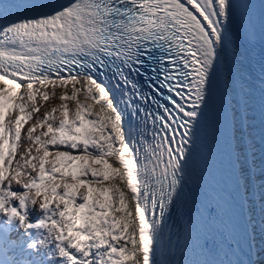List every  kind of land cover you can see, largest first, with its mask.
Here are the masks:
<instances>
[{
	"label": "snow or ice",
	"instance_id": "1",
	"mask_svg": "<svg viewBox=\"0 0 264 264\" xmlns=\"http://www.w3.org/2000/svg\"><path fill=\"white\" fill-rule=\"evenodd\" d=\"M257 23L264 41V2L250 0L0 2V264H158L213 108L243 255L235 264H255L264 63L257 98L232 45L254 41ZM51 98L61 103L34 117Z\"/></svg>",
	"mask_w": 264,
	"mask_h": 264
},
{
	"label": "bare ground",
	"instance_id": "2",
	"mask_svg": "<svg viewBox=\"0 0 264 264\" xmlns=\"http://www.w3.org/2000/svg\"><path fill=\"white\" fill-rule=\"evenodd\" d=\"M232 48L234 49V58H235L236 65L240 71V65L238 62L239 57H238V55H236L237 46L235 44V40H234V43L232 45ZM50 91H51V89H50ZM61 91H62L61 89H56L57 96L60 94ZM68 91L69 92L71 91V85L68 86ZM79 99H81L82 103H84V104L92 103L91 101L84 100L82 96L79 97ZM38 103L41 105H45V107L43 109H40L41 112L38 115V116H42L44 111L51 110L53 107H57L61 102L57 98H51L47 102H43V101H40L38 99ZM68 105H69V108L72 110H74L76 107L75 102H72V101H69ZM93 110L94 111L97 110L95 105L93 106ZM57 115H58V113H57ZM40 131H41V129H37L36 134H39ZM256 156H257L256 163H257V166H259L260 160H259V156H258V150H257ZM260 179H261V176L259 174H257V177H256L257 182H259ZM130 207H132L131 202H130ZM252 259L255 261V264H264V251L258 252L255 256L252 257ZM157 260H158V258H157Z\"/></svg>",
	"mask_w": 264,
	"mask_h": 264
},
{
	"label": "rangeland",
	"instance_id": "3",
	"mask_svg": "<svg viewBox=\"0 0 264 264\" xmlns=\"http://www.w3.org/2000/svg\"><path fill=\"white\" fill-rule=\"evenodd\" d=\"M44 107H45V105H42L40 109H43ZM40 112H41V110H40ZM40 112H38V113H34L33 116H34V117L38 116ZM34 122H35L34 119H33V120H29V121L24 125V129H26L27 127H30V126L32 125V123H34ZM22 132H23V130H22Z\"/></svg>",
	"mask_w": 264,
	"mask_h": 264
},
{
	"label": "water",
	"instance_id": "4",
	"mask_svg": "<svg viewBox=\"0 0 264 264\" xmlns=\"http://www.w3.org/2000/svg\"><path fill=\"white\" fill-rule=\"evenodd\" d=\"M260 160V159H259Z\"/></svg>",
	"mask_w": 264,
	"mask_h": 264
}]
</instances>
